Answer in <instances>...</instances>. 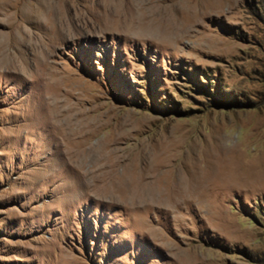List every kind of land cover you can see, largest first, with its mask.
Masks as SVG:
<instances>
[{"label": "rangeland", "instance_id": "obj_1", "mask_svg": "<svg viewBox=\"0 0 264 264\" xmlns=\"http://www.w3.org/2000/svg\"><path fill=\"white\" fill-rule=\"evenodd\" d=\"M147 1L0 0V264H264V0Z\"/></svg>", "mask_w": 264, "mask_h": 264}, {"label": "bare ground", "instance_id": "obj_2", "mask_svg": "<svg viewBox=\"0 0 264 264\" xmlns=\"http://www.w3.org/2000/svg\"><path fill=\"white\" fill-rule=\"evenodd\" d=\"M122 2V5L124 6L125 5V7H127V5H130V3H131V0L130 1H126V0H121ZM148 3H149V0L147 1ZM150 2H151V0H150ZM151 4H152V2H151ZM153 5V4H152ZM132 6H133V4H132ZM151 6V5H150ZM130 7V6H129ZM134 8V7H133ZM130 12V11H129ZM131 14V13H130ZM128 14H125V15H123V16H121V17H123V18H121L122 20H120V21H124L123 19H127V18H129V16L126 18V16H127ZM133 15V14H132ZM136 15V14H135ZM125 16V17H124ZM152 14H150L149 13V18H152ZM132 18V17H131ZM136 18V17H135ZM149 18L147 19V20H149ZM135 20V19H134ZM153 21V20H152ZM127 22H130L129 21V19H127ZM134 22V21H133ZM154 22V21H153ZM130 24V23H129ZM1 33V32H0ZM2 37H6V36H4V35H1ZM13 37V36H12ZM211 155V154H210ZM222 155V154H221ZM214 156V155H213ZM218 156H220V155H218ZM202 161H203V159H202ZM205 161H207V160H205ZM209 162V161H208ZM208 162H207V164H208ZM197 163H199V162H197ZM206 164V163H205ZM206 164V165H207ZM205 165V166H206ZM210 166V165H209ZM188 177H189V179H191V177L188 175ZM196 179V178H195ZM203 180V179H202Z\"/></svg>", "mask_w": 264, "mask_h": 264}]
</instances>
